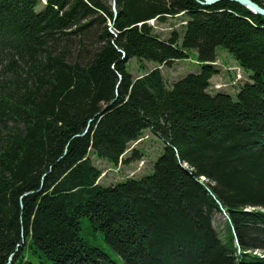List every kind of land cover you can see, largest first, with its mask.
<instances>
[{
  "label": "trees",
  "instance_id": "trees-1",
  "mask_svg": "<svg viewBox=\"0 0 264 264\" xmlns=\"http://www.w3.org/2000/svg\"><path fill=\"white\" fill-rule=\"evenodd\" d=\"M173 19L166 38L150 25ZM217 47L248 74L235 95L209 90ZM191 51L198 69L169 86L127 70ZM145 132L163 143L152 172L100 185L90 156L140 160L125 155ZM83 218L124 264H264L263 16L229 1L0 0V264H118Z\"/></svg>",
  "mask_w": 264,
  "mask_h": 264
},
{
  "label": "rangeland",
  "instance_id": "rangeland-1",
  "mask_svg": "<svg viewBox=\"0 0 264 264\" xmlns=\"http://www.w3.org/2000/svg\"><path fill=\"white\" fill-rule=\"evenodd\" d=\"M259 1L264 6V2L261 0ZM152 22L153 23H150V25L155 28L157 35L162 38H166L172 30L181 29V22L178 19L170 20L167 24L160 26H156L154 21ZM215 54V64L220 69V73L211 79L209 90L213 92L221 88L230 95H235L237 88L248 80V74L238 68L235 61L223 47H217ZM198 64L199 62L197 61L195 51H191L188 60L175 62L170 67L158 66L157 64L147 62L139 63L136 60H132L129 62L127 70L133 78H138L152 69H159L166 85L169 86L177 79L187 74L194 73L198 69ZM140 65H142L144 69H141ZM132 149L141 151V159L133 161L128 165L119 163L117 166H114L94 155L90 156L94 166L102 172L99 179L100 185L109 186L124 181L127 178L139 179L149 175L152 172L154 162L163 151V143L150 132H145L138 142L129 146L125 157L130 156ZM215 223V225L219 226V229H222L224 219L218 217ZM81 235L87 243L104 250L118 264H124L123 261L108 248L102 236L89 227V222L86 218H83L81 223ZM12 260H14V258L10 259L11 263ZM30 260L34 264H49V262L43 258L36 259V257H32Z\"/></svg>",
  "mask_w": 264,
  "mask_h": 264
},
{
  "label": "water",
  "instance_id": "water-1",
  "mask_svg": "<svg viewBox=\"0 0 264 264\" xmlns=\"http://www.w3.org/2000/svg\"><path fill=\"white\" fill-rule=\"evenodd\" d=\"M220 1H229V2L238 3L244 8H246L252 14L264 17V9L259 7L256 3H254L251 0H201L197 2L201 5L212 6Z\"/></svg>",
  "mask_w": 264,
  "mask_h": 264
},
{
  "label": "built area",
  "instance_id": "built-area-1",
  "mask_svg": "<svg viewBox=\"0 0 264 264\" xmlns=\"http://www.w3.org/2000/svg\"><path fill=\"white\" fill-rule=\"evenodd\" d=\"M261 1H263V2H264V0H261ZM150 23H153V22L151 21ZM239 78H240V77H239Z\"/></svg>",
  "mask_w": 264,
  "mask_h": 264
}]
</instances>
